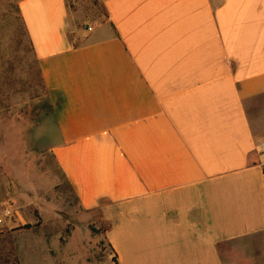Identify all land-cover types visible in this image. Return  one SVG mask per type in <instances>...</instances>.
Segmentation results:
<instances>
[{
	"label": "crops",
	"instance_id": "0c3cea01",
	"mask_svg": "<svg viewBox=\"0 0 264 264\" xmlns=\"http://www.w3.org/2000/svg\"><path fill=\"white\" fill-rule=\"evenodd\" d=\"M103 5L86 30L66 0L19 2L76 209L116 264H263L264 0Z\"/></svg>",
	"mask_w": 264,
	"mask_h": 264
},
{
	"label": "rangeland",
	"instance_id": "374dc122",
	"mask_svg": "<svg viewBox=\"0 0 264 264\" xmlns=\"http://www.w3.org/2000/svg\"><path fill=\"white\" fill-rule=\"evenodd\" d=\"M20 1L0 0V216L6 209L11 212L0 223V264H41L39 253L46 242L60 264H74L75 259L84 264L85 255L91 264H110L111 251L99 233L103 226L84 221L71 186L43 142L50 141V134L36 132L50 100ZM103 2L66 0L77 26L86 30L105 20ZM26 224L30 228H23ZM251 245L264 249V240ZM42 255V264H51L52 257Z\"/></svg>",
	"mask_w": 264,
	"mask_h": 264
},
{
	"label": "built area",
	"instance_id": "2783aa9c",
	"mask_svg": "<svg viewBox=\"0 0 264 264\" xmlns=\"http://www.w3.org/2000/svg\"><path fill=\"white\" fill-rule=\"evenodd\" d=\"M89 30H90V28H89ZM260 152L261 153H264V148H262L260 150ZM9 216H11L10 210L9 209L4 210L3 213H2V215L0 216V223L4 220V218H7Z\"/></svg>",
	"mask_w": 264,
	"mask_h": 264
},
{
	"label": "trees",
	"instance_id": "16d2710c",
	"mask_svg": "<svg viewBox=\"0 0 264 264\" xmlns=\"http://www.w3.org/2000/svg\"><path fill=\"white\" fill-rule=\"evenodd\" d=\"M103 10H104V12H105V8H104ZM106 17H107V15H106V12H105V19H106ZM36 97H38V96H36ZM8 108H9V107H8ZM35 108L37 109L38 107H34V109H35ZM44 108H45V107H44ZM47 108H48V111L50 112V111H51V105H50V107H47ZM36 114H37V117H38V115H39V111H37ZM23 228H30V225L26 224V225L23 226ZM111 261L115 263V256H114V255H112V257H111ZM115 264H116V263H115Z\"/></svg>",
	"mask_w": 264,
	"mask_h": 264
}]
</instances>
